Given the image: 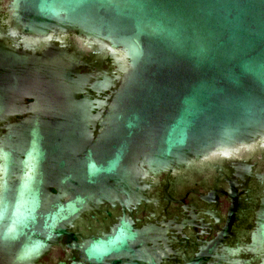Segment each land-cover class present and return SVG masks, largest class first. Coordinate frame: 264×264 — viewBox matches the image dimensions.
I'll use <instances>...</instances> for the list:
<instances>
[{
	"label": "water",
	"instance_id": "obj_1",
	"mask_svg": "<svg viewBox=\"0 0 264 264\" xmlns=\"http://www.w3.org/2000/svg\"><path fill=\"white\" fill-rule=\"evenodd\" d=\"M5 7L0 264H37L58 248L84 264H155L133 261L134 249L169 232L134 227L156 201L151 180L212 169L264 176V0ZM108 222V231L94 229ZM64 236L71 243L62 246ZM217 242L202 247L208 256ZM213 259L252 264L239 246L223 245Z\"/></svg>",
	"mask_w": 264,
	"mask_h": 264
},
{
	"label": "flooded vegetation",
	"instance_id": "obj_2",
	"mask_svg": "<svg viewBox=\"0 0 264 264\" xmlns=\"http://www.w3.org/2000/svg\"><path fill=\"white\" fill-rule=\"evenodd\" d=\"M7 0H1L0 21L7 18ZM66 43H74L69 34ZM152 186L149 197H155L147 207L140 209L135 217L139 222L135 229L147 225L168 229L167 234L157 241L147 240L145 247L134 249L136 262L153 261L155 264H188L201 255L204 262L212 264L221 247L239 246L241 256H248L252 264L264 260V244L260 245L259 226L264 219V176H252L246 180L240 176L223 173L217 176L212 169L209 174L195 172L167 173L149 183ZM160 216L152 218L151 214ZM113 215L117 216L115 212ZM113 222L94 225V229L108 231ZM157 237V236H156ZM217 242L212 255L208 256L202 247L207 242ZM71 243L64 236L62 246ZM249 247L245 253V247ZM84 264L77 252L58 248L43 256L37 264ZM121 259V264H126Z\"/></svg>",
	"mask_w": 264,
	"mask_h": 264
}]
</instances>
